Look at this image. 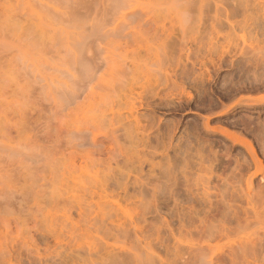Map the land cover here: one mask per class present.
Listing matches in <instances>:
<instances>
[{"label": "rangeland", "instance_id": "obj_1", "mask_svg": "<svg viewBox=\"0 0 264 264\" xmlns=\"http://www.w3.org/2000/svg\"><path fill=\"white\" fill-rule=\"evenodd\" d=\"M0 264H264V0H0Z\"/></svg>", "mask_w": 264, "mask_h": 264}]
</instances>
